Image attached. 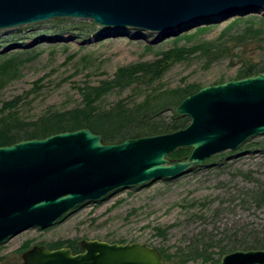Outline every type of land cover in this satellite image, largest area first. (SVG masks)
Returning <instances> with one entry per match:
<instances>
[{"label":"rangeland","instance_id":"obj_1","mask_svg":"<svg viewBox=\"0 0 264 264\" xmlns=\"http://www.w3.org/2000/svg\"><path fill=\"white\" fill-rule=\"evenodd\" d=\"M252 22L254 29L261 28L264 9L184 32L174 29L168 35L131 27H100L92 21L72 19L1 30L0 65L12 63L8 74L0 76V113L5 102L18 97L19 113L26 119H35L51 109L81 106L88 87L115 79L122 68L164 62V54L175 48L186 50L184 59L166 61L161 77L152 80L143 74L145 78L136 83L105 94L97 107L109 109L119 103L132 107L159 89L189 84L203 88L237 80L245 62L264 58L256 40L245 44L232 40ZM200 28L207 30L198 32ZM185 35L193 37L176 42ZM205 43L214 45L210 56L194 51ZM107 128L102 125V129ZM263 187L264 135L249 140L237 151L212 157L181 178L122 190L103 202L76 209L47 230L26 231L0 245V264H21L22 252L39 244L49 247L62 242L63 248H71L74 243L79 248L83 240L142 243L174 255L199 234L222 245L234 236L240 239L258 233L264 238V206L258 207L254 198Z\"/></svg>","mask_w":264,"mask_h":264},{"label":"water","instance_id":"obj_2","mask_svg":"<svg viewBox=\"0 0 264 264\" xmlns=\"http://www.w3.org/2000/svg\"><path fill=\"white\" fill-rule=\"evenodd\" d=\"M263 9L264 0H0V31L72 19L168 35ZM176 114L189 125L121 143H104L83 128L0 147V245L31 229L47 230L117 191L181 178L263 136L264 72L203 87ZM180 148L191 154L170 161ZM81 249L75 255L37 245L23 254L24 264H165L158 249L142 243L83 240ZM219 264H264V250L236 251Z\"/></svg>","mask_w":264,"mask_h":264},{"label":"trees","instance_id":"obj_3","mask_svg":"<svg viewBox=\"0 0 264 264\" xmlns=\"http://www.w3.org/2000/svg\"><path fill=\"white\" fill-rule=\"evenodd\" d=\"M231 28L232 26L223 33L222 37H225ZM206 30L207 28H200L198 32ZM192 37L185 35L176 39V42ZM232 40L239 44L256 40L261 46L260 50L264 51V24L260 29H254V23L252 22L251 26L244 29L242 34L233 37ZM213 48L214 45L205 43L197 46L194 51L210 56L213 54ZM225 49L228 50L229 48ZM184 53H186V50L175 48L164 54L166 59L164 62L141 63L137 66L122 68L118 71L115 79L103 82L99 86L88 87L83 93V104L72 109L62 111L51 109L35 119H26L20 115L18 110V105L21 103L20 97L5 102L0 113V147L11 146L23 140L41 139L57 133L83 128H89L94 133L100 134L104 143L113 144L121 143L130 138L172 132L187 127L190 119L178 116L176 108L187 96L198 92L202 88L197 84H189L178 89L156 90L148 94L142 102L132 107L119 103L109 109L100 110L96 105L111 90L128 87L142 77L145 78V75H150L152 80L158 79L165 70L164 63L170 59L182 61L185 56ZM11 63L9 61L0 65V76L2 73L8 74ZM262 72H264V58L259 62L247 61L239 70L236 79L247 78ZM103 124L107 125L108 128L102 129ZM191 151L190 148H180L169 155L168 159L172 162L183 161L191 154ZM260 192L254 198H257V206L263 207L264 187ZM160 235L163 234L160 232ZM234 237H230L228 242L222 245L220 242L215 243L212 238L199 234V237L192 239L184 249L179 248L174 255L165 254L162 250L159 251L163 255L165 264H219L223 256L241 251V249L243 251L264 250V238H259L258 233H252L240 239L237 236ZM63 246H65V243L60 242L48 248L59 249ZM26 247H28V244H26ZM69 247L74 252L79 251L74 243L70 244Z\"/></svg>","mask_w":264,"mask_h":264},{"label":"flooded vegetation","instance_id":"obj_4","mask_svg":"<svg viewBox=\"0 0 264 264\" xmlns=\"http://www.w3.org/2000/svg\"><path fill=\"white\" fill-rule=\"evenodd\" d=\"M39 245H40V244H39ZM41 246H43V245H41ZM33 247H34V246H32L31 248H28L27 250H25V251L22 252V254H21L22 263H21V264H24L23 254H24L26 251L32 249ZM44 247L47 248V249H49V250H53V249H50V248H48V247H46V246H44ZM72 251H73V253H74L75 255H76V254H80V253L82 252V249H81V243H80V245H79V251H78V252H74L73 249H72Z\"/></svg>","mask_w":264,"mask_h":264}]
</instances>
